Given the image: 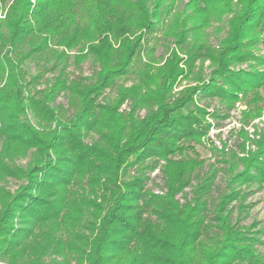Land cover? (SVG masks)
Here are the masks:
<instances>
[{
    "label": "trees",
    "instance_id": "obj_1",
    "mask_svg": "<svg viewBox=\"0 0 264 264\" xmlns=\"http://www.w3.org/2000/svg\"><path fill=\"white\" fill-rule=\"evenodd\" d=\"M107 3L110 1L0 0V174L9 170L6 158L11 161L34 149L26 170H17L24 183L14 194L0 192V260L59 264L57 258L46 263L52 253L62 257V264H67L69 255L76 264H262L254 248L260 239L240 226L241 212L248 206H229L240 196L235 187H264V138L251 139L254 150L229 164L227 187L232 188L212 205L210 218L206 216L207 196L214 175L202 178L195 187L193 204L180 206L175 196L189 184L186 172L194 164L171 157L194 152V145L204 136L191 109L197 95L216 98L225 103L226 110L243 101L244 123L263 111L260 89L264 71L252 65L264 67V59L244 51L264 43L245 35L247 30L264 31V0H242L227 39L216 51L206 48L203 53L188 54L187 72L178 69L180 60L174 54L168 68L163 67L161 85L151 89L147 82L137 81L128 88L120 87L115 104L104 105L98 99L117 78L136 71L140 80H151L143 72L151 65L138 68L133 59L145 31L159 15L162 0H118L109 9ZM230 3L191 0L190 6L222 16ZM184 32L179 33L183 39ZM74 48L80 53L78 59L94 57L99 70L94 85L77 94L79 111L70 119L59 120L47 102L66 90L65 82L52 85L55 91H38L44 101L35 98L30 83L60 67L68 59L66 51ZM197 59L209 60L214 66L209 79L173 98L175 81L186 77ZM33 60L41 65V72L25 82L23 65ZM244 63L249 68H230ZM125 101L130 102L129 111L119 112ZM140 109L146 111L143 116L138 114ZM28 112L37 121L54 122V128L37 131ZM194 113L204 116L209 112L197 109ZM92 131L99 139L90 145L83 143L82 136ZM240 151H244L243 143ZM148 157L167 162L162 171L165 196L150 193L140 178L125 177L127 169ZM196 164L200 167L203 161L197 159ZM172 165L179 166L178 171H171ZM70 186L86 188L72 197L74 203L82 204L81 210L67 205L65 192ZM172 228L180 235L172 234Z\"/></svg>",
    "mask_w": 264,
    "mask_h": 264
},
{
    "label": "rangeland",
    "instance_id": "obj_2",
    "mask_svg": "<svg viewBox=\"0 0 264 264\" xmlns=\"http://www.w3.org/2000/svg\"><path fill=\"white\" fill-rule=\"evenodd\" d=\"M109 1L110 4L107 3L105 8H115V4L118 0H108V2ZM190 1L191 0H162L161 6L158 9V17L152 21L150 30L145 31L143 40L137 47L133 63H137L138 68H142L144 64H150L151 66L146 68L143 72L151 80H140L141 75L138 77V75L134 73L136 71L130 72L125 77L117 78L113 85L106 89L98 99L100 104H113L117 99L116 95L120 87L128 88L137 83V81L147 82L146 86L154 89V85L162 84L163 79L161 77H163L165 72L163 67L166 66L168 68V62L174 54L177 59L180 60L178 69L187 72L188 65L186 66L185 61L188 59V54L203 53L207 50L206 48H211L216 51L227 39L230 29L233 30L234 28L231 22L235 14H240L242 0H231V3L228 4L229 10L225 11L222 16H216L212 11L208 13L198 12L195 8L190 6ZM198 7L199 4L196 8ZM84 26L91 29L90 24H84ZM184 30L185 38L183 39V36L179 35V33ZM246 32L247 34L245 33V35L248 37H246L247 39L257 38L264 42V31L257 28L256 30H247ZM88 39H92L91 35L88 36ZM90 43L96 44L97 42ZM87 46L88 44L85 45V48H87ZM199 46H201V48ZM63 48V46H60L59 50L65 51ZM86 52L87 50L83 51V53ZM244 52H250L252 55L264 59V43L260 44V46L247 49ZM66 54L68 55V59L65 63L61 64L60 67H57L54 71L42 73V78L37 82L31 80L36 75L40 74L42 69L41 65H39L36 60L27 61L23 65V69L25 70L24 80L25 82H32L30 83V90L35 94L36 99H43L44 101V98H40L38 91H45L48 93L50 88H52L51 86L57 81H64L67 85L64 92L58 93L53 100L47 102V105L53 109L54 115L59 120L70 119L72 115L79 111L80 106L77 94L85 92L94 85L92 83L95 82L96 72L99 70L98 62L94 57L88 56L83 59H78L77 55L80 53L76 48L71 49V51H66ZM252 66L257 68V70L264 71V67ZM230 68L233 70H242L249 68V65L247 63L237 64L231 65ZM213 69L214 66L209 60L197 59L193 63L192 70L188 72V75H186V77L181 76L175 81L171 91L173 98L185 89L201 85L203 81L206 82ZM154 74L158 77L151 76ZM71 86H75L76 88L72 90L70 88ZM52 90L55 91L56 88H52ZM260 92L264 98V87L260 89ZM52 98L51 96L46 100ZM193 100L195 104H192L191 109L194 112L200 109L209 113L202 116L193 112V114L199 118L205 132L200 140V144L194 145V152L187 150L183 154L178 153L171 157L179 161L186 160L189 162L191 160L190 162L194 164L193 169H188L186 172V176H188L187 182L189 184L176 194L175 200L178 201L180 206L187 203L193 204V191L195 187L200 184L202 178L213 174V183L207 196L206 216L210 218L213 215L210 213L213 209L212 205L217 203L220 197L227 194L229 189L232 188V185H230L229 189L227 187L230 172V169H228L229 164L235 163L238 157L246 156L249 150H254V146H252L253 143L250 141L251 139L258 140L259 138H264V108L258 117H254V119H249L248 121L246 120L244 123V115L242 112L245 110V106L243 101L234 104L233 107L226 110L225 103H219L216 98L211 99L208 97H199L197 95ZM72 104H77V107ZM129 106L130 102L125 101L119 106L118 111L128 112ZM145 112V109H140L138 114L143 116ZM212 113H215L218 117L213 118L211 116ZM27 114L30 123L37 131L46 133L55 126L54 122L45 124L40 119L37 121L31 113L28 112ZM98 139L99 135L96 131L85 133V135L82 136V142L88 145ZM242 143L244 151H240V144ZM2 145L3 137L0 138V151ZM33 151L34 149H31L25 156L15 157L11 161L7 158L5 159V163L9 170L0 174V192L4 190V192L6 191L10 194H14L17 188L24 183V179L18 177L19 173L17 170H26L31 162V153ZM196 158L203 161L202 166L197 167L198 165H195L197 161ZM166 163L167 162L163 159L158 160L153 157H148L143 162L127 169L125 177L127 180L132 177L140 178L144 181L145 189L149 190L150 193L158 196H165L167 192L166 177L163 175L162 171L163 168L167 166ZM151 164H153L154 169ZM178 169L179 166L177 165L171 166V171H178ZM240 169L242 168L238 167V170ZM235 189L239 190L240 196L236 201L231 203L229 207H236L237 209L241 205L244 207L248 206V208L245 207L247 208L245 211L241 212L243 219L240 223V226H243L241 230L247 232V229L249 232L255 233L260 239V242L254 245V248L260 256L262 264H264V187H260L259 184H256L252 186L242 185L240 187H235ZM82 190L85 191L86 188L82 187L81 190H79V188L70 186L65 192L67 205L69 204L73 210H81L83 208L82 204H76L72 200V197L77 196ZM236 218L235 212L233 220ZM80 230L83 231L82 228ZM79 233L84 234L81 232ZM171 233L177 236L180 235L178 229L175 228H172ZM66 236L67 235H63V237ZM54 258H57L59 264H62V257L52 255V253L47 256L45 261L46 263H50ZM66 263L76 264L75 257L73 255L67 256ZM0 264H8V261L2 259L0 260Z\"/></svg>",
    "mask_w": 264,
    "mask_h": 264
}]
</instances>
